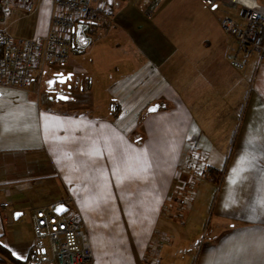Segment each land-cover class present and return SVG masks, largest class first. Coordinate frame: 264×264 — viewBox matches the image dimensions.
Returning <instances> with one entry per match:
<instances>
[{
    "label": "crops",
    "instance_id": "crops-1",
    "mask_svg": "<svg viewBox=\"0 0 264 264\" xmlns=\"http://www.w3.org/2000/svg\"><path fill=\"white\" fill-rule=\"evenodd\" d=\"M109 1L111 22L75 26L68 54L88 58L68 57L44 79L47 89L51 76L71 77V110L36 102L33 87H0V203L9 204L0 244L19 261L34 250L43 264L31 217L64 205L66 218L84 223L94 264H143L180 169L195 177L190 163L203 160L209 179L200 183L215 188L211 217L221 230L201 264H264V63L254 54L232 68L234 45L220 27L224 15L240 22V10L225 0L210 10L165 0L148 18L151 0ZM51 7L0 5V32L42 37ZM101 94L104 115L72 110ZM155 104L160 110L145 113ZM209 170L221 173L218 183Z\"/></svg>",
    "mask_w": 264,
    "mask_h": 264
},
{
    "label": "built area",
    "instance_id": "built-area-1",
    "mask_svg": "<svg viewBox=\"0 0 264 264\" xmlns=\"http://www.w3.org/2000/svg\"><path fill=\"white\" fill-rule=\"evenodd\" d=\"M164 0L148 2L145 15L151 18ZM217 0H199L213 9ZM232 9L240 10V22L229 15L222 16L220 27L234 45L226 57L229 65L243 70L247 59L256 55L258 64L264 63V4L255 0H225ZM51 14L47 33L35 40L12 39L0 32V87L28 90L38 97L45 74L54 66L67 63L68 51L78 22L108 24L113 18L109 0H51ZM0 5L31 11L34 0H0ZM196 147H191L194 152ZM196 177H207L204 162L190 167ZM201 178V177H200ZM180 192H178L179 194ZM9 207L0 203V211ZM56 208V207H55ZM44 208L32 217L33 246L43 252V264H94L91 246L84 223L77 217L68 219ZM153 247V246H152ZM46 250V254H45Z\"/></svg>",
    "mask_w": 264,
    "mask_h": 264
},
{
    "label": "rangeland",
    "instance_id": "rangeland-1",
    "mask_svg": "<svg viewBox=\"0 0 264 264\" xmlns=\"http://www.w3.org/2000/svg\"><path fill=\"white\" fill-rule=\"evenodd\" d=\"M175 3L173 6H175ZM68 57L88 58L76 56L75 54H68ZM51 71L53 70L45 74V80L49 77L48 75ZM63 77L67 78L65 75ZM51 79H54L53 76H51ZM75 94H77L75 82L68 79L66 83L57 84L50 89L41 87L40 95L38 99L37 97L35 98V101L42 104L45 98L52 100V102H56L53 103L56 104L53 106L58 109L60 105H57V102L60 101L63 106L71 110V106L67 104L73 99ZM58 96H65L67 98L60 99ZM103 96L101 94L100 96L89 97L90 101L93 100L90 106L86 105V100H83V104L77 105L76 109L72 108V110L76 112L87 111L91 115L102 116L105 113L103 104L105 98ZM200 177L195 178L192 172L184 174L182 173V168L180 169L175 185V200L177 201L171 200L165 208V212H163V219L160 224L161 229H158L153 239L155 240L153 248L150 249V253H148L145 261L148 264H201L202 247H207L221 228L218 227L219 224L211 217V204L215 196V188L213 189L208 185L200 183L204 179H209V176H205V178L202 175ZM189 179L193 181V184L187 189V185L182 184L186 183L185 181ZM178 192L182 195H178ZM172 197L174 198V195ZM39 250L41 249L39 248ZM40 255L39 257H41Z\"/></svg>",
    "mask_w": 264,
    "mask_h": 264
},
{
    "label": "trees",
    "instance_id": "trees-1",
    "mask_svg": "<svg viewBox=\"0 0 264 264\" xmlns=\"http://www.w3.org/2000/svg\"><path fill=\"white\" fill-rule=\"evenodd\" d=\"M77 24H86V22H78ZM73 40H74V37L72 38V45H73ZM112 108H114V105H112ZM153 108H155L156 110L152 111ZM158 110H160V108L158 107V104H155L152 107H150L145 113H152ZM209 171L211 172L210 176L212 180L218 183L217 181L219 180V176L221 175V173L219 171L217 172L213 170H209ZM173 200L175 202L177 201L175 199ZM37 256H38L37 252L32 250V252L29 254V256L27 257L25 261H19V260L14 259L9 254V252L4 248V246L0 244V264H39V262H37L38 261ZM143 264H148V263L145 262Z\"/></svg>",
    "mask_w": 264,
    "mask_h": 264
},
{
    "label": "snow or ice",
    "instance_id": "snow-or-ice-1",
    "mask_svg": "<svg viewBox=\"0 0 264 264\" xmlns=\"http://www.w3.org/2000/svg\"><path fill=\"white\" fill-rule=\"evenodd\" d=\"M61 76H63V74H60ZM68 79H71V77L70 76H68L67 78H62L61 80H59V81H49V84L50 85H52L53 83H66L67 82V80ZM67 97H65V96H61L60 97V99H66ZM156 109L155 108H153L152 109V111H155ZM61 211H64V209L63 208H58L57 209V212H61ZM17 215H20L19 213H17ZM13 255H16L15 253H13ZM17 259H23V257H17Z\"/></svg>",
    "mask_w": 264,
    "mask_h": 264
},
{
    "label": "water",
    "instance_id": "water-1",
    "mask_svg": "<svg viewBox=\"0 0 264 264\" xmlns=\"http://www.w3.org/2000/svg\"><path fill=\"white\" fill-rule=\"evenodd\" d=\"M79 42H81V39H79ZM59 77H61V79L64 78V77H62L61 75H59ZM61 84H62V83H61ZM58 97L60 98V96H58ZM58 208H63L64 211L57 212V209H58ZM66 211H67V208H66L64 205H59V206H57V207L55 208V213H57V214H59V215L65 213Z\"/></svg>",
    "mask_w": 264,
    "mask_h": 264
},
{
    "label": "flooded vegetation",
    "instance_id": "flooded-vegetation-1",
    "mask_svg": "<svg viewBox=\"0 0 264 264\" xmlns=\"http://www.w3.org/2000/svg\"><path fill=\"white\" fill-rule=\"evenodd\" d=\"M59 80H61V77H56V78H54L53 80L51 79V81H59ZM57 84H61V83H53L52 85H50L49 84V81H48V84H47V89H50V88H52V87H54V86H56Z\"/></svg>",
    "mask_w": 264,
    "mask_h": 264
}]
</instances>
